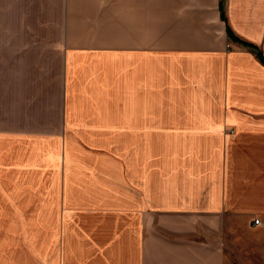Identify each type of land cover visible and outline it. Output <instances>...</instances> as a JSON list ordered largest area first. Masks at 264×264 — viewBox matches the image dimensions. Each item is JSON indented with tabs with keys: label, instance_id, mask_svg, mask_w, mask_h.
Wrapping results in <instances>:
<instances>
[{
	"label": "crops",
	"instance_id": "0c3cea01",
	"mask_svg": "<svg viewBox=\"0 0 264 264\" xmlns=\"http://www.w3.org/2000/svg\"><path fill=\"white\" fill-rule=\"evenodd\" d=\"M227 27L264 55V0H0V264H232V220L264 227V65ZM122 132L150 137L111 156Z\"/></svg>",
	"mask_w": 264,
	"mask_h": 264
},
{
	"label": "rangeland",
	"instance_id": "374dc122",
	"mask_svg": "<svg viewBox=\"0 0 264 264\" xmlns=\"http://www.w3.org/2000/svg\"><path fill=\"white\" fill-rule=\"evenodd\" d=\"M52 7V6H51ZM33 19V17H32ZM54 26L51 23V19L48 17L46 30L47 34L50 35L54 34ZM54 52L48 51V57ZM58 61L59 57L58 55L54 54L48 59V67H47V79H48V85L50 81V77H54L53 75H58ZM51 74V75H50ZM49 92L52 93L51 97H53L54 93H58L61 91L60 86L58 85V82L56 84H52L51 87H48L47 89ZM50 97V96H48ZM53 100L48 98L47 103L48 106L50 103H52ZM47 120V128L58 130L60 127V124L58 122V117H54L53 115H48L46 117ZM67 123V120H65V124ZM67 128L65 127L64 136H66ZM142 134V137H141ZM150 133H135V132H122L120 135L118 133H111V139H112V146L110 148L111 156H117V152H119V147L117 144L121 141H118V139L124 140L122 142H125L127 145L126 151L128 156L134 155L135 150V142L138 139H141L144 141L146 139H149ZM114 140L115 145H114ZM125 150V149H121ZM89 153L81 148L80 149V155H88ZM154 155V154H153ZM148 160V158H147ZM133 169V174H135L136 170H140L142 167V164L134 167V165H131ZM148 171H151L149 169ZM176 177H178L180 180H183L180 174H176ZM76 185L82 186L84 188L85 181L78 180L75 181ZM134 192L130 191L128 195V200L133 201ZM108 221L116 220L115 218L106 216ZM239 218V220L233 221V224L236 223V226L227 228L224 232V250L226 252V256L229 258L232 264H264V227H263V218L261 212L256 213H249L248 216ZM238 218V217H237ZM244 218V219H243ZM80 219H83L80 217ZM86 219V218H85ZM259 220V224H254V220ZM117 228L112 227L111 231L112 233L115 232Z\"/></svg>",
	"mask_w": 264,
	"mask_h": 264
},
{
	"label": "trees",
	"instance_id": "16d2710c",
	"mask_svg": "<svg viewBox=\"0 0 264 264\" xmlns=\"http://www.w3.org/2000/svg\"><path fill=\"white\" fill-rule=\"evenodd\" d=\"M221 10V13H220V17L222 18V20H225V15H224V12L222 9ZM227 34H228V37L230 40L232 41H238L240 42L241 44L245 45L246 47H248L250 50H252L255 55L257 56V58L260 60V62L264 65V55L262 54V52L260 51V49L258 47H256L255 45L253 44H250V43H246L244 41H241L239 40L237 37L234 36V34L232 33V31L230 30L229 27H227Z\"/></svg>",
	"mask_w": 264,
	"mask_h": 264
},
{
	"label": "built area",
	"instance_id": "2783aa9c",
	"mask_svg": "<svg viewBox=\"0 0 264 264\" xmlns=\"http://www.w3.org/2000/svg\"><path fill=\"white\" fill-rule=\"evenodd\" d=\"M253 222H254V224H259L260 223L259 220H257V219H255Z\"/></svg>",
	"mask_w": 264,
	"mask_h": 264
}]
</instances>
